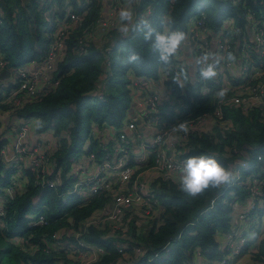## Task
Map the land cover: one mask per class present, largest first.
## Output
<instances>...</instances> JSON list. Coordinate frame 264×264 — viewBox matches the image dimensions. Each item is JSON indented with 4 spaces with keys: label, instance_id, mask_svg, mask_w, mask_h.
I'll list each match as a JSON object with an SVG mask.
<instances>
[{
    "label": "built area",
    "instance_id": "2783aa9c",
    "mask_svg": "<svg viewBox=\"0 0 264 264\" xmlns=\"http://www.w3.org/2000/svg\"><path fill=\"white\" fill-rule=\"evenodd\" d=\"M231 3L241 6L242 27L230 17L215 30L204 11L189 17L184 24L187 46L181 47L170 64L159 62L155 78L130 80L131 102L120 126L91 129V140L83 149L87 151L92 141L94 148L72 162L66 174L72 183L68 193L79 198V205L93 197L108 200L78 228H60L46 238L44 251L60 255L53 264L97 263L109 254L106 248L109 239H113L111 244L119 257L116 264L135 261L144 251L136 246L131 228L143 230L154 220L161 224L162 209L153 186L161 181L177 184L178 170L189 157L191 136H215L217 131L223 132L229 125L224 118L225 106L245 114L258 110L264 117V13L247 7L244 0ZM120 8L121 1L114 0L107 14L101 13L96 25L86 32L85 39L98 36L100 40L116 30ZM80 22L81 17L73 12L56 20L51 41L39 60L11 68L0 56V141H3L0 162L15 171L11 183L0 194V230L6 225L5 204L24 192L28 182L26 171L33 175L35 185L53 188L62 185L61 171L47 179L53 171L51 157L57 140L50 132L38 131V119L20 117L17 112L56 87L55 74L66 51L68 33L78 29ZM168 31L166 25L164 32ZM81 43L80 54H85V40ZM206 52L220 59L218 75L212 81H203L199 66L193 63ZM229 53L234 59L227 58ZM4 71H8L6 78L1 77ZM222 88L228 89L223 100L216 96ZM160 89L165 91V97L159 93ZM98 91L99 86L95 93ZM186 94L209 97L214 108L195 116L184 98ZM180 123L187 126L186 133L174 130ZM250 165L259 168V172L246 177L247 200L244 208L232 217V228L215 237L222 256L212 261L214 264H238L243 256L247 264H252L257 244L254 241L264 236L252 228L257 224L253 211L264 203V155L246 156L240 164L244 169ZM235 178L241 177L236 174ZM237 205L240 204L234 207ZM30 218L32 225L46 224L43 216L37 218L33 214ZM262 219L258 223L260 228L264 227ZM90 229L102 233L103 243L83 239ZM250 233L252 237H247ZM16 240V244H22ZM130 240L134 244L130 245ZM27 250L33 254L37 248ZM192 257L208 260L199 250Z\"/></svg>",
    "mask_w": 264,
    "mask_h": 264
},
{
    "label": "trees",
    "instance_id": "16d2710c",
    "mask_svg": "<svg viewBox=\"0 0 264 264\" xmlns=\"http://www.w3.org/2000/svg\"><path fill=\"white\" fill-rule=\"evenodd\" d=\"M137 1L132 10L133 23L147 20L157 32H164L166 25L170 30L184 31L187 19L200 11L207 14L215 30L224 19L230 17L239 27L244 25L241 6L232 5L233 0ZM244 1L247 7L264 13V0ZM46 3L47 0H0V56L11 68L39 60L51 41L56 20L64 19L68 12L81 17L80 27L68 33L66 51L55 74L56 87L17 112L20 117L38 119V131L50 132L56 138V150L51 157L53 171L47 175V179H52L61 171L62 185L56 188L35 185L33 175L25 172L28 182L24 192L5 204L6 225L0 230L1 264H53L60 255L44 251L46 238L60 228H78L95 209L107 202L108 199L101 196L79 205V198L68 193L72 183L66 174L79 155L93 150V141L87 151L83 149L91 140L93 126H120L131 102L130 80L155 78L159 65L151 42L144 40L142 32L130 31L123 36L112 30L108 35L109 46L102 48L98 46L101 41L97 39L98 36L85 39L86 32L96 25L102 13L97 0H83L82 3L71 0L62 10L48 12V22L45 12L49 5L46 6ZM83 40L86 53L80 54ZM130 53L138 55L140 61L127 63ZM102 82L105 84L99 89V96L95 91ZM184 98L195 116L214 108L209 97L194 98L186 94ZM223 112L228 127L223 132L217 131L215 136L192 135L188 155L210 156L241 178H235L232 184L218 189L209 188L195 200L181 193L175 183L161 181L155 184L154 195L161 205L162 222L160 225L156 220L148 223L147 229L139 237H135V228H131L134 242L135 238L138 239L136 246H140L144 253L135 261H122L123 264H189L196 250L210 261L222 256L215 237L232 228L234 206L247 200L246 177L259 172V168L250 165L244 169L240 164L246 156L264 155L262 114L258 110L245 114L227 106L223 107ZM2 143L0 141V146ZM14 172L13 168H6L0 162V194L11 183ZM33 214L37 218L43 216L46 224H30ZM253 214L257 224L252 228L258 233V223L264 217V203ZM101 234L90 229L83 239L89 243H103ZM17 238L21 245L11 243ZM256 239L252 264H264V236ZM111 242L106 243L109 254L94 264H116L119 257ZM129 243L134 244H131V240ZM32 246L37 248L33 254L27 250Z\"/></svg>",
    "mask_w": 264,
    "mask_h": 264
},
{
    "label": "clouds",
    "instance_id": "9594fccd",
    "mask_svg": "<svg viewBox=\"0 0 264 264\" xmlns=\"http://www.w3.org/2000/svg\"><path fill=\"white\" fill-rule=\"evenodd\" d=\"M117 15V31L124 34L130 31L142 32L144 40L151 42V49L159 62L165 65L172 62V58L177 55L181 47L187 46V34L184 31L157 32L147 20L134 24V13L128 7L120 8ZM227 58L234 59L230 53ZM140 59L135 53H130L127 63H136ZM193 63L199 66V75L203 81H212L217 77L220 59L214 53H203ZM227 92V88H222L216 92V96L223 100ZM174 130L186 133L188 128L185 124L180 123L174 127ZM178 171V190L193 200L203 195L209 188L218 189L232 184L235 180V173L232 169L226 168L216 159L202 154L186 158Z\"/></svg>",
    "mask_w": 264,
    "mask_h": 264
},
{
    "label": "crops",
    "instance_id": "0c3cea01",
    "mask_svg": "<svg viewBox=\"0 0 264 264\" xmlns=\"http://www.w3.org/2000/svg\"><path fill=\"white\" fill-rule=\"evenodd\" d=\"M99 3H100V10L102 11V13L104 15L107 14V12L109 11V8H110V5L112 4V2L114 0H97ZM122 3H121V7L122 6H126L127 3L129 4V1L130 0H120ZM79 3V2H78ZM123 8V7H122ZM116 32H119L117 31L116 29ZM119 34H122L119 32ZM129 34V33H128ZM127 34V35H128ZM109 35V34H108ZM106 36L105 38H102L100 39L101 41L99 42V48H102V47H106V46H109L110 44V39L108 38L109 36ZM104 44H106V46H104ZM244 208V204H240L238 206H236L234 208V212H233V216H235L236 213H238V211L242 210ZM260 232L264 233V227L263 228H260ZM251 236V233L247 235V237H250ZM252 237V236H251ZM189 264H214V262L212 261H204V260H199V258H196V257H192L191 261L189 262ZM238 264H247V258L245 256H243L239 261H238Z\"/></svg>",
    "mask_w": 264,
    "mask_h": 264
},
{
    "label": "rangeland",
    "instance_id": "374dc122",
    "mask_svg": "<svg viewBox=\"0 0 264 264\" xmlns=\"http://www.w3.org/2000/svg\"><path fill=\"white\" fill-rule=\"evenodd\" d=\"M77 2H83V0H76ZM86 2H88V1H91V0H85ZM69 2H71V0H52V1H50V0H47V3H46V6L47 5H49L48 7H47V9H46V12H45V14H46V22H48L50 19H49V14H47L48 12H54V11H60V10H62V7L64 6V5H67V3H69ZM137 0H130L129 1V4L127 3V5L126 6H122V7H128V8H130L131 10H133L134 9V7H135V4H137ZM122 3V2H121ZM121 7V8H122ZM117 25H118V22H117ZM116 25V26H117ZM119 33V32H118ZM128 34V33H127ZM127 34H124V33H122V34H120V35H123V36H127ZM104 46H106V44H104ZM104 84H105V82H102V83H100V84H98V86H99V89H101L103 86H104ZM106 84H108L107 82H106ZM98 94H99V96H100V91H98ZM93 126V125H92ZM92 128H96V126H93ZM54 137V136H53ZM56 139V138H55ZM82 156H80V158H81ZM238 206V205H237ZM262 220H264V218L262 219ZM145 229H147V228H144L143 229V231L141 232V230L142 229H139V230H137V229H135V237H139V236H142L141 234L142 233H144V230ZM135 240L138 242V239H136L135 238ZM12 241L13 242H17V240H11V243H12ZM218 251H219V249H218ZM1 252V251H0ZM0 258H1V256H0ZM1 264V263H0Z\"/></svg>",
    "mask_w": 264,
    "mask_h": 264
},
{
    "label": "water",
    "instance_id": "95a60500",
    "mask_svg": "<svg viewBox=\"0 0 264 264\" xmlns=\"http://www.w3.org/2000/svg\"><path fill=\"white\" fill-rule=\"evenodd\" d=\"M8 76V71H4L2 74H1V77H3V78H6ZM159 93L163 96V97H165L164 95H165V91L163 90V89H160L159 90Z\"/></svg>",
    "mask_w": 264,
    "mask_h": 264
}]
</instances>
